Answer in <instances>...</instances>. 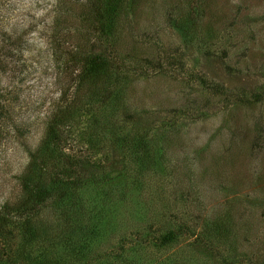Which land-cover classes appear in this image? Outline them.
I'll use <instances>...</instances> for the list:
<instances>
[{
	"label": "rangeland",
	"instance_id": "1",
	"mask_svg": "<svg viewBox=\"0 0 264 264\" xmlns=\"http://www.w3.org/2000/svg\"><path fill=\"white\" fill-rule=\"evenodd\" d=\"M0 213V264H264V0H0Z\"/></svg>",
	"mask_w": 264,
	"mask_h": 264
},
{
	"label": "trees",
	"instance_id": "2",
	"mask_svg": "<svg viewBox=\"0 0 264 264\" xmlns=\"http://www.w3.org/2000/svg\"><path fill=\"white\" fill-rule=\"evenodd\" d=\"M95 22H96V26L99 29V32L104 33V26L105 23L103 22L102 19V15L101 14H97L95 13ZM96 60H101V56H89V58L87 59V65L92 64L94 61ZM89 71V70H88ZM87 71V73H88ZM91 71V70H90ZM89 71V73H90ZM58 121L61 122L59 119L55 118V121L53 120L51 122V124L47 127L46 131H48L51 135H55V130L56 127L58 126ZM33 157V156H32ZM60 180V181H59ZM74 183L73 180L69 178H65L63 180L61 179H57L54 183V186H56L57 192H56V197L59 198L60 196H62L66 190L70 187H74ZM24 187H27L29 189L28 192V197L31 201V203L29 202L28 205H33L34 203H42L44 202L49 196H50V190L52 189H40V188H31L30 186H28L27 184H23ZM4 208V205L2 206ZM24 208V206H23ZM17 217H20V213H18L16 215ZM11 217V216H10ZM10 217L8 216V213H5L4 215H2L0 213V224L6 223V221H10ZM3 227V226H2ZM1 225H0V231L2 229Z\"/></svg>",
	"mask_w": 264,
	"mask_h": 264
}]
</instances>
